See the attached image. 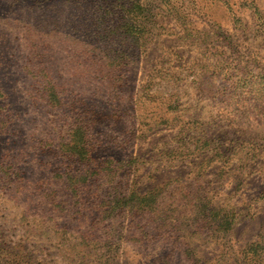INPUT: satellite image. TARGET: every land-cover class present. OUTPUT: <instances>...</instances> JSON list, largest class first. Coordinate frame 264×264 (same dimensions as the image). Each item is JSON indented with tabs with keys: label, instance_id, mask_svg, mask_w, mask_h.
Listing matches in <instances>:
<instances>
[{
	"label": "rangeland",
	"instance_id": "obj_1",
	"mask_svg": "<svg viewBox=\"0 0 264 264\" xmlns=\"http://www.w3.org/2000/svg\"><path fill=\"white\" fill-rule=\"evenodd\" d=\"M0 245L264 264V0H0Z\"/></svg>",
	"mask_w": 264,
	"mask_h": 264
},
{
	"label": "trees",
	"instance_id": "obj_2",
	"mask_svg": "<svg viewBox=\"0 0 264 264\" xmlns=\"http://www.w3.org/2000/svg\"><path fill=\"white\" fill-rule=\"evenodd\" d=\"M78 164H82V160L81 159H79V161H78ZM97 176H98V174H96ZM96 176V177H97ZM84 176H79L78 178H76V179H80V178H83ZM73 179H75V178H73V176H70V181H75V180H73ZM86 179V178H85ZM87 184L89 183V182H91L89 179H86V181H85ZM23 218V217H22ZM0 247H1V245H0ZM0 251H1V248H0ZM4 251V250H3Z\"/></svg>",
	"mask_w": 264,
	"mask_h": 264
}]
</instances>
